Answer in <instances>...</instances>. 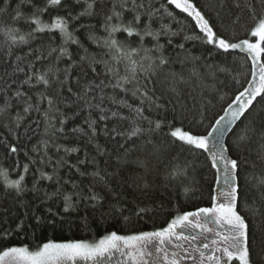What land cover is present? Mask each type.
Instances as JSON below:
<instances>
[{
  "label": "trees",
  "instance_id": "1",
  "mask_svg": "<svg viewBox=\"0 0 264 264\" xmlns=\"http://www.w3.org/2000/svg\"><path fill=\"white\" fill-rule=\"evenodd\" d=\"M191 2L218 37L258 42L248 29L253 6L264 12L260 0ZM46 4L0 0V249L34 251L50 241L98 243L112 232L160 231L177 216L222 200L228 188L217 169L223 165L211 163L216 140L209 136L211 151L204 152L170 131L205 135L216 127L240 91L254 83L247 50L224 52L206 43L195 21L167 0H135L143 5L140 27L150 20L154 33L142 38L122 31L134 15L133 0H62L44 10ZM37 9L43 24L65 19L72 39L58 29L37 32L31 22ZM113 9L121 17L113 16L109 25L121 30L112 38L139 50L132 57L135 80L127 57L117 62L104 43L111 31L105 17ZM9 28L16 29L15 43L5 34ZM136 127L141 133L130 137ZM245 129L250 138L241 141ZM262 130L264 99L257 97L219 138L225 155L240 161L237 211L249 225L251 264H264ZM14 181L21 190L11 187ZM193 249L184 245L179 251Z\"/></svg>",
  "mask_w": 264,
  "mask_h": 264
},
{
  "label": "snow or ice",
  "instance_id": "2",
  "mask_svg": "<svg viewBox=\"0 0 264 264\" xmlns=\"http://www.w3.org/2000/svg\"><path fill=\"white\" fill-rule=\"evenodd\" d=\"M167 2L180 12L186 13L188 17H191L195 21L199 31L203 33L206 43L215 45L224 52L237 48H245L252 60L254 83L249 84L247 88L240 91L239 95L235 97L236 105L230 104L228 111L215 120L216 127L211 128V132L205 135H194L181 128H174L170 131L171 137L204 152L211 151L209 136H212L216 140V150L212 152L211 163L214 168L217 165H223L222 168L217 169L218 172H222L221 179L228 188L226 192L220 194L223 199L216 200V198H213L214 203L212 207L200 208L196 212H188L177 216L167 228L160 231L142 232L132 235H120L117 232H112L100 240L99 243H56L50 241L44 243L42 246H37L34 251L30 250L28 246L6 245L3 249H0V264H104L105 259L112 260L116 253H119L120 256H127L129 260L135 261V264H149V260L146 257L152 258V264H181L183 257L179 250L183 249L184 243L192 244L201 240L202 237L204 240H207L208 234H211L213 237L212 244L216 246L214 251L220 252L221 256L214 254L206 256L201 252L199 264H206L207 261H214V264H228L229 261L234 260L239 261V264H251L248 246L249 225L244 216L237 211V203L240 198L237 184L240 161L238 158H231L225 155L226 149L220 143L219 138L222 137L224 131H227L231 127L233 121L243 116L252 107V102L257 97L264 99V12L257 13L255 6L251 10L253 24L248 29V35L258 38V42H250L249 39H244L240 43H230L224 38L217 36L209 20L198 10L191 0H167ZM61 5L62 0H47L44 10H47L48 7L58 8ZM260 5L264 8V0H260ZM91 7L92 5L90 4L89 8ZM141 7L143 5L135 4V0H133L132 10L134 15L132 19L127 23H123L122 21V31L128 37L137 36L142 38L143 35L154 36L150 28V20L143 28L140 27L141 14L138 9ZM39 12L40 9H37L33 13L34 18L31 20L37 26V32H44L46 29L49 31L58 29L68 40L72 39L65 19L57 17L54 23L50 25L43 24L39 19ZM169 15H172V13L169 12ZM113 16L120 18L121 13L115 12V9H113V15L105 17V30L108 31L109 27H111L109 39L104 42L105 46L110 50H115L116 55L114 59H117V62H119L120 58L127 57L133 65L131 79L135 80L137 62L132 57L139 55V50L112 38V33L121 30L116 26L109 25V21L113 19ZM5 34L15 43L16 29L9 28ZM24 39L23 36L20 37L21 41H24ZM166 63L167 60L163 56L159 57V65ZM154 66H156L155 61L152 62L150 67ZM109 70L115 71V68L113 67ZM39 79L45 84L48 83V80L43 75ZM128 82H130L129 79L125 78V83ZM116 86L119 87L120 85L117 84ZM138 91H140L139 88L133 92V95L135 96ZM17 95H20V93L18 92ZM144 95H147L146 91ZM49 103L51 104V101ZM25 111H28V109H25ZM137 111L139 112L140 110L137 109ZM155 127L159 129L161 124L157 122ZM141 131L139 127H136L131 131L129 136H137ZM247 131L245 129L244 133L239 137L241 141L250 138L247 136ZM262 138H264V130H262ZM11 150L15 152L16 148H12ZM139 166L147 167L143 162ZM25 171H27L26 168ZM48 179H51V177H48ZM21 180H23V177H21ZM260 183L264 184V178L260 180ZM11 187L16 188L18 191L21 190L20 181L12 182ZM89 198L92 200L99 199L96 195H92ZM262 199H264V195H262ZM69 206H66L64 210L68 211ZM210 224L217 227H210ZM197 232H199V235ZM215 237H222V240H217ZM221 244L224 246L221 247ZM168 246L176 249V251L171 252V258H169ZM150 247L151 251H149ZM203 247L208 249L209 244L203 243ZM193 251H199V249H193ZM191 259L196 260V257L191 256Z\"/></svg>",
  "mask_w": 264,
  "mask_h": 264
},
{
  "label": "rangeland",
  "instance_id": "3",
  "mask_svg": "<svg viewBox=\"0 0 264 264\" xmlns=\"http://www.w3.org/2000/svg\"><path fill=\"white\" fill-rule=\"evenodd\" d=\"M210 227H217V226L211 224ZM178 231H180V230L178 229ZM212 239H213V237L211 236V234H208V239L207 240H204L203 237H202L201 240H198V241H196V242H194L192 244L187 243V244H184V245L188 246V247L193 246L196 249L202 250L203 253L206 256H211L213 254L216 255V256H221L220 252H219V254H216V251H214L216 246L212 244ZM218 240H222V238L218 237ZM203 243H208L209 244V248L205 249L203 247ZM220 246L223 247L224 245L221 244ZM168 249H169V258H171V252L172 251H176V249L172 248L171 246H168ZM151 250L152 249L150 247L149 251H151ZM181 256L183 257V259L181 260V264H199L200 253H198V252H195L193 250H189V251L185 252L184 254L181 253ZM191 256H195L196 260L191 259ZM146 259L149 260V264H152V258L151 257H146ZM104 264H135V261L129 260L127 256H120L119 253H116V254H114L112 260L105 259ZM206 264H214V261H207Z\"/></svg>",
  "mask_w": 264,
  "mask_h": 264
}]
</instances>
